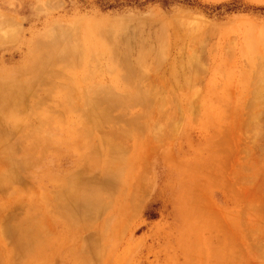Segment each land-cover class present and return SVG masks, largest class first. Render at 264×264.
<instances>
[{"label":"rangeland","instance_id":"1","mask_svg":"<svg viewBox=\"0 0 264 264\" xmlns=\"http://www.w3.org/2000/svg\"><path fill=\"white\" fill-rule=\"evenodd\" d=\"M10 93L0 264H264V0H0Z\"/></svg>","mask_w":264,"mask_h":264},{"label":"bare ground","instance_id":"2","mask_svg":"<svg viewBox=\"0 0 264 264\" xmlns=\"http://www.w3.org/2000/svg\"><path fill=\"white\" fill-rule=\"evenodd\" d=\"M59 42V41H58ZM61 44V43H60ZM55 45V44H54ZM60 46V45H59ZM56 47H58L57 45H56ZM53 48H55V47H53ZM57 49V48H56ZM152 53V52H151ZM14 97H15V94L14 93H10V94H8V95H4V94H0V102L3 104V106L4 107H9V106H11L12 105V107H13V100H14ZM19 101V100H18ZM17 101V102H18ZM14 102H15V100H14ZM1 103H0V105H1ZM18 104V103H17ZM1 108H3V107H1ZM0 108V109H1ZM108 179V178H107ZM106 179V180H107ZM16 181V180H15ZM15 183V182H14ZM102 184V183H101ZM98 187V186H97ZM107 189V188H106ZM73 201V200H72ZM90 206H92V205H90ZM90 208H92V207H90ZM83 211L85 210V209H83V207L81 208ZM89 209V208H88ZM18 234V233H17ZM16 235V234H15ZM18 235H16V237H17ZM20 236V235H19Z\"/></svg>","mask_w":264,"mask_h":264}]
</instances>
